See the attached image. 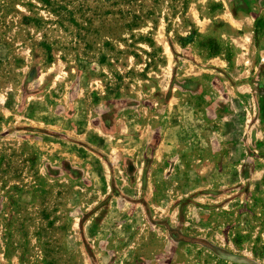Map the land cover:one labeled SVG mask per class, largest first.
<instances>
[{
    "label": "rangeland",
    "instance_id": "rangeland-1",
    "mask_svg": "<svg viewBox=\"0 0 264 264\" xmlns=\"http://www.w3.org/2000/svg\"><path fill=\"white\" fill-rule=\"evenodd\" d=\"M0 264H264V0H0Z\"/></svg>",
    "mask_w": 264,
    "mask_h": 264
}]
</instances>
